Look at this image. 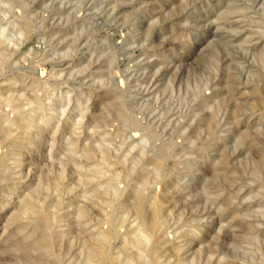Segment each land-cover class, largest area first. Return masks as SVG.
Instances as JSON below:
<instances>
[{
    "label": "rangeland",
    "instance_id": "rangeland-1",
    "mask_svg": "<svg viewBox=\"0 0 264 264\" xmlns=\"http://www.w3.org/2000/svg\"><path fill=\"white\" fill-rule=\"evenodd\" d=\"M0 236V264H264V0H0Z\"/></svg>",
    "mask_w": 264,
    "mask_h": 264
},
{
    "label": "bare ground",
    "instance_id": "bare-ground-1",
    "mask_svg": "<svg viewBox=\"0 0 264 264\" xmlns=\"http://www.w3.org/2000/svg\"><path fill=\"white\" fill-rule=\"evenodd\" d=\"M80 214L81 215H83L84 214V212L81 210L80 211ZM202 215V214H201ZM203 216V215H202ZM201 216V217H202ZM199 217V216H198ZM28 218V217H27ZM7 224V223H6ZM156 224V223H155ZM2 228V227H1ZM23 233V232H22ZM1 237V236H0ZM107 240V236H102L100 239H99V242H101V243H103V242H105ZM42 244V243H41ZM44 245V244H43ZM99 245H101V244H99ZM101 254H103V253H101ZM99 259L101 260L102 259V255H100L99 256ZM100 260L99 261H97L96 263H98V262H100ZM93 262V261H92Z\"/></svg>",
    "mask_w": 264,
    "mask_h": 264
}]
</instances>
